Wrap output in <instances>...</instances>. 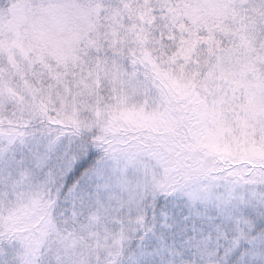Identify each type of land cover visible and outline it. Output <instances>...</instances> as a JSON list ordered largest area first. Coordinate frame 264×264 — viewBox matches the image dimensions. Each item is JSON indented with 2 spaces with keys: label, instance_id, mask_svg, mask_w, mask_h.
Listing matches in <instances>:
<instances>
[{
  "label": "snow or ice",
  "instance_id": "obj_1",
  "mask_svg": "<svg viewBox=\"0 0 264 264\" xmlns=\"http://www.w3.org/2000/svg\"><path fill=\"white\" fill-rule=\"evenodd\" d=\"M0 264H264V0H0Z\"/></svg>",
  "mask_w": 264,
  "mask_h": 264
}]
</instances>
